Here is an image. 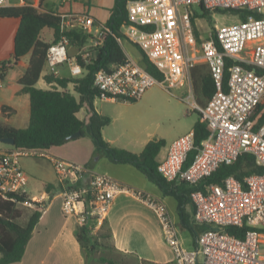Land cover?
<instances>
[{
    "label": "built area",
    "instance_id": "2783aa9c",
    "mask_svg": "<svg viewBox=\"0 0 264 264\" xmlns=\"http://www.w3.org/2000/svg\"><path fill=\"white\" fill-rule=\"evenodd\" d=\"M17 6L31 5L29 0H0V8ZM195 7L209 12L229 10L252 15L247 21L216 27L211 37L201 43V55H196ZM127 9L131 23L122 27V35L143 51L164 79L159 81L127 55L124 64L96 72L94 86L100 92L98 99L137 102L156 85L171 91L181 85L187 72L200 60L210 66L217 88L205 107L191 105L207 124V139L196 147L192 131L173 141L167 156L158 164V173L168 182L195 186L221 166L233 165L245 153L254 156L262 173H253L244 181L228 176L222 185L191 192L194 223L204 227L193 249L185 246L161 200L100 173H92L86 185L77 186L88 168L52 158L63 186V213L76 216L82 225L90 218L95 219V228H100L116 197L131 193L159 219L163 241L171 249L176 264H264V0H135L129 2ZM255 14L260 17L255 18ZM60 29L62 38L47 53V74L58 77L60 66L70 63L72 76L78 78L84 71L77 61H70L69 40L64 33L83 30L98 47L111 31L108 27L95 29L94 19L85 14L62 15ZM119 42L123 43L121 39ZM89 56L87 53L82 57ZM194 151L197 152L190 162ZM37 157L47 155L41 149L22 147L0 154V198L18 202L19 197H26L18 202L20 206L43 212L50 198L29 197L30 177L21 166L23 159ZM244 226L250 229L243 239L225 231Z\"/></svg>",
    "mask_w": 264,
    "mask_h": 264
},
{
    "label": "crops",
    "instance_id": "0c3cea01",
    "mask_svg": "<svg viewBox=\"0 0 264 264\" xmlns=\"http://www.w3.org/2000/svg\"><path fill=\"white\" fill-rule=\"evenodd\" d=\"M53 2L52 0H29L32 7L44 12L56 11L62 15H88L94 19L95 29H99L108 27L117 0H83L85 9L79 13L73 11L60 12L55 9ZM198 20L199 15L197 14L195 20L197 45L193 53L201 55V43L210 38L211 35L207 36L206 31L200 29ZM19 25L20 19L18 18L0 19V64L9 62L13 58L15 36ZM43 34H45L44 30L41 33L43 40L47 42L54 40L53 31L49 30L48 35L46 34L45 36ZM73 48L75 51L77 50L75 55ZM88 48H96L92 40L83 49L69 46L70 61H77L76 56L90 53ZM124 51L126 55L131 57L125 49ZM30 57L31 55L29 54L16 64L9 63L11 68L7 72L5 80L0 81V124L17 130L26 129L30 122V96L23 92V86L20 84V80L29 68ZM70 66V63L60 66L58 77L65 79L74 78L71 74ZM46 74L47 69L45 67L42 77L37 83V87L45 90L57 87L56 84L47 83L45 80ZM210 76V66L205 61L200 60L187 72L181 85L175 88L178 95L172 94L181 101H185L187 98L191 99V105L195 104L201 108L205 107L209 99L204 94L203 88L206 78ZM66 90L79 98V95L74 91V84L70 83ZM181 101L179 103H183ZM97 103L98 98L94 101V110L106 117L103 111L98 110ZM3 107L8 108L6 113L3 112ZM77 116L80 120L89 123L92 111L85 105ZM198 118H200L199 112ZM194 125L189 133L193 131ZM181 136L183 135L174 136L169 134L167 130H161L159 133L150 134V138L147 140L137 137L120 144L118 143V139L106 135L105 127L103 129V137L107 143L114 148L127 150L134 154H141L152 140H164L166 146L162 148L157 157L158 163L167 156L170 144ZM11 149V146L3 143L0 144V154L8 152ZM41 150L47 157L25 158L21 161V166L30 177L28 187L29 197L47 195L50 198V202L42 212L23 260L14 264H90V261L93 259L90 253L83 249L77 238L78 229L82 225L81 222L76 216H66L63 213L64 198L62 195L63 189H61L62 185L59 183L57 174L55 179L50 177L45 165L48 162L53 166L52 158H59L88 168V171L81 176L77 186L86 185L90 181L92 173H100L110 176L119 184L130 189L153 195L167 206L173 221L181 229L180 236L185 246L190 249L197 247L198 236L204 230V227H200L194 223V206L190 197L184 206L185 219L183 221L179 213L178 200L174 196L166 194L157 183L135 166L114 163L104 153L98 152L88 134L79 139L71 140L62 146ZM30 159L35 160L32 162ZM172 185L175 191H179V188L182 192L181 182H173ZM106 222L112 233L111 244L116 249L115 252L133 255L138 258L140 264H144V262L155 264H169L172 262L171 264H173L175 262L171 249L163 241L159 219L148 206L140 202L133 194L125 192L116 197ZM183 224L191 226L196 231L197 237L194 238ZM100 228L96 229L99 230ZM183 230H188L190 236L186 235ZM94 263L99 264L96 261Z\"/></svg>",
    "mask_w": 264,
    "mask_h": 264
},
{
    "label": "trees",
    "instance_id": "16d2710c",
    "mask_svg": "<svg viewBox=\"0 0 264 264\" xmlns=\"http://www.w3.org/2000/svg\"><path fill=\"white\" fill-rule=\"evenodd\" d=\"M131 1L135 0H117L115 10L108 23L111 33L107 35L104 43L96 48H90L88 50L90 56L86 59L82 55L76 56L77 63L84 71L82 76L65 79L46 74L45 80L47 83L57 85V87L48 90L38 88L37 83L41 79L46 67L49 48L63 36L60 29L62 14L56 11L44 12L32 6L0 8V19H20V25L15 36L14 55L11 61L0 64V81L5 80L7 72L11 68L9 63L16 64L23 57L31 55L29 68L20 80L23 92L30 96L31 111L29 126L26 129L17 130L0 124V138L8 137L14 139L15 146H11V148L50 149L68 143L71 141L69 137L77 132H82L83 136L88 134L98 152L104 153L114 163L135 166L157 183L166 194L174 196L178 200L179 213L184 221V206L189 200L191 192L206 190L211 185H222L228 176H234L239 181H244L245 177L253 173H262V168L257 166L252 154L245 153L239 157L236 163L231 166H221L216 173L199 184L190 186L187 183H182V192L179 188V191H175L172 185L173 182L166 181L157 170L159 164L157 157L162 148L166 146L164 140L150 141L141 154H134L127 150L114 148L105 141L103 129L111 123V120L94 110V101L100 95L99 90L94 86V77L96 72L101 69L109 71L112 66H120L127 61V55L119 39L122 42L127 41L131 43L124 38L121 32L123 26L131 23L127 9ZM201 11L203 18L210 15V12L204 8H201ZM217 12H232L239 17L240 21H247L249 16L252 15L248 12L229 10H217ZM254 17L258 18L260 15L255 14ZM45 29L53 31L54 40L52 42H47L41 38V33ZM64 35L69 40V46L79 49H83L89 45L92 39L91 35L79 29L70 30L64 33ZM132 45L140 51L141 58L137 61L151 75L159 81H163L164 75L147 59L138 46ZM229 66L230 63L227 65L224 79L225 89L227 88L229 77ZM70 83L74 84V91L79 95V98L66 90ZM203 89L204 94L209 100L216 93L217 88L212 73L210 77L206 78ZM85 105L92 111L89 123L80 120L77 116ZM7 109V107H3V112L6 113ZM193 132L195 134V145L199 148L209 135L207 124L198 118ZM196 152L192 153L190 162L193 160ZM48 189L50 188L48 187ZM61 189H63V186ZM25 200L26 197H19L18 202ZM18 202L6 201L0 198V264H14L23 260L29 241L42 216V212L33 211L25 225L18 223V220L22 216L20 210H18ZM96 225L97 221L90 218L79 227L77 232V238L83 249L87 250L93 258L96 257L99 246L105 247L100 244V236L94 235ZM183 225L186 226L194 238L197 237L196 231L191 226ZM101 229H107V234L101 237L108 238L111 241L112 233L106 221ZM249 229L247 226L243 228L229 227L225 231L237 238L243 239ZM112 248L113 251H116L113 245ZM135 258L139 263L138 258ZM95 260L99 264H119L115 260L103 256ZM144 264L155 263L144 262Z\"/></svg>",
    "mask_w": 264,
    "mask_h": 264
},
{
    "label": "rangeland",
    "instance_id": "374dc122",
    "mask_svg": "<svg viewBox=\"0 0 264 264\" xmlns=\"http://www.w3.org/2000/svg\"><path fill=\"white\" fill-rule=\"evenodd\" d=\"M52 1H54L55 9L60 12L73 11L79 13L85 9L83 0ZM195 11L199 15L198 25L201 30L206 31L207 36L212 35L216 27L234 25L240 22L239 17L232 12H210V15L203 18L202 11L199 7H195ZM48 31V29L44 30L45 34L43 36ZM123 47L132 58L138 61L140 60V51L134 45L124 41ZM88 50L90 49L88 48ZM73 51L75 55L77 50L75 51L73 48ZM172 93L178 95L176 89H172L169 92L162 86L156 85L149 89L140 101L133 103H125L123 101L108 102L98 99V110L103 111L105 116L111 120V123L105 127L106 135L118 139V143L123 144L124 141H129L131 138L137 137H140L142 140H147L150 138V134L159 133L161 130H167L169 134L174 136L189 133L198 119V112L192 109L190 104L191 99L181 101ZM178 100L183 103H179ZM30 160L33 162L35 159ZM45 165L50 177L55 179L56 172L52 164L46 162ZM18 210L22 214L18 223L25 225L34 210L20 205L18 206ZM101 228L99 230L95 229L94 235L100 236V244L105 247H98L96 257L90 261V264H95V259L102 256L111 258L119 264H140L133 256L122 255L113 251L111 241L108 238L101 237L107 234V229L102 230ZM180 230L178 227L179 233ZM183 231L186 235L190 236L188 230ZM173 264L176 263L174 262Z\"/></svg>",
    "mask_w": 264,
    "mask_h": 264
},
{
    "label": "water",
    "instance_id": "95a60500",
    "mask_svg": "<svg viewBox=\"0 0 264 264\" xmlns=\"http://www.w3.org/2000/svg\"><path fill=\"white\" fill-rule=\"evenodd\" d=\"M82 136H83L82 132H77L73 134L71 137H69V140H76V139L81 138ZM0 142L8 146H15V140L12 138H8V137L0 138Z\"/></svg>",
    "mask_w": 264,
    "mask_h": 264
}]
</instances>
